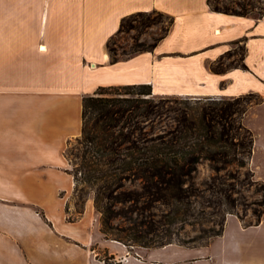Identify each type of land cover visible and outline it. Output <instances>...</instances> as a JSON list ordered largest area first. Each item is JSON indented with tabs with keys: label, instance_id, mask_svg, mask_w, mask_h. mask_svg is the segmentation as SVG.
Returning <instances> with one entry per match:
<instances>
[{
	"label": "crops",
	"instance_id": "0c3cea01",
	"mask_svg": "<svg viewBox=\"0 0 264 264\" xmlns=\"http://www.w3.org/2000/svg\"><path fill=\"white\" fill-rule=\"evenodd\" d=\"M152 9L173 17L164 37L111 62L107 41L121 19ZM240 39L247 68L214 72L211 63ZM129 83L197 98L260 95L243 123L254 134L250 167L264 181V14L214 11L207 0H0V264H264V212L249 226L238 221L249 240L214 245L227 221L237 224L229 213L207 245L136 254L101 236L88 204L68 218L67 146L81 133L82 99ZM98 248L122 260L106 263Z\"/></svg>",
	"mask_w": 264,
	"mask_h": 264
},
{
	"label": "trees",
	"instance_id": "16d2710c",
	"mask_svg": "<svg viewBox=\"0 0 264 264\" xmlns=\"http://www.w3.org/2000/svg\"><path fill=\"white\" fill-rule=\"evenodd\" d=\"M261 1L262 5H259V0H232L236 6L228 3L221 6L213 0H207V3L214 11L236 15H247L252 13L254 9H258L257 17H261L264 14V0ZM152 14L156 16L166 15L169 18V25L153 42L147 45L135 41L130 51L123 52L125 57L135 52L152 50L169 30L173 17L160 10L152 9L133 12L121 19L116 34L129 29L146 28L154 24ZM114 36H111L107 41L111 62L119 59L109 44ZM234 43L242 44L239 59L225 66L223 59L232 54L231 50H227L211 63V69L214 72H223L231 67L247 68L244 62L246 53L244 39L234 41ZM151 94L152 85L150 83H129L99 86L93 93L83 97L82 128L78 142L86 147L83 155H80L82 164L79 163L78 166L81 165L84 169L85 182L99 183L100 186L103 184L102 193H107L110 184L115 180H120L122 174L126 170H131L132 164H135L133 173L138 175V178L145 180L147 196L151 200L164 203L175 202L186 207L189 204L186 201L189 195L186 193L200 196L194 186L193 175L201 158L209 159L216 171L234 163L237 165V172L232 173L234 174L232 178L237 180L239 185L250 186L255 184L262 188V197L257 201L259 207L254 210L255 220L243 224L251 225L259 222L264 212V181L255 178L249 164L253 152L254 134L243 123V116L248 107L253 103L260 102L262 97L257 93L249 92L232 98L206 97L203 102L201 101L203 97L198 98L196 100L199 104L195 109L180 110V114L177 116L178 126L171 132L174 133L173 138L164 140L165 136L160 135L158 142L144 146L139 156H135L134 151L138 145H134L135 141L131 140L130 136L131 132L138 128L136 127L138 122L136 117L146 118L153 112H162L159 111L160 109H156L153 103H150L153 101L150 97ZM250 96H256L257 99H248ZM126 142H130V144L126 145ZM122 145H126V156L130 155V160H127L126 157L121 158L117 154ZM139 150L138 148V152ZM67 157L70 160L68 154ZM118 157L123 161L122 164H125L123 169L120 168L121 171L110 173L101 167L105 164H113ZM242 168H245L244 177H240ZM70 171L76 186L75 179H77V173L81 169H71ZM216 179L218 178H213L207 189L211 192L220 193V196L215 202L212 199H207L208 202L228 205L230 208L227 209L226 213L237 214L234 211L236 202L230 194L235 189L236 183L225 179L219 181ZM178 210L179 208H177ZM240 220L242 221L241 217ZM213 223L216 224V227L211 232L204 229L205 235H201L203 239L206 237L210 239L223 233L226 214L224 213L220 219L213 221ZM171 242L173 241H161L159 246ZM207 242H199L198 245H205ZM110 256L114 257L113 255Z\"/></svg>",
	"mask_w": 264,
	"mask_h": 264
},
{
	"label": "rangeland",
	"instance_id": "374dc122",
	"mask_svg": "<svg viewBox=\"0 0 264 264\" xmlns=\"http://www.w3.org/2000/svg\"><path fill=\"white\" fill-rule=\"evenodd\" d=\"M219 5L228 3L232 6H236L232 0H213ZM252 1V0H251ZM257 1V0H254ZM259 5H262V1L259 0ZM258 9H254L252 14L257 15ZM154 24L146 28L129 29L118 32L110 40L109 44L114 49L118 58H126L123 52L130 51L135 41L149 44L154 41L169 25V18L164 16H156L152 14ZM135 23V21H133ZM241 43H236L231 47V56L223 59L224 65H229L235 60L239 59L241 51ZM137 97V96H136ZM141 97V96H139ZM150 97L155 105L156 109H160L161 113L153 112L148 117L140 118L136 117L138 121L136 123V130L131 132L130 139L134 140V145H138V148L134 151V155H138L144 146L158 142V137L164 135V140L173 138L171 133L178 126L177 116L182 109H195L199 102L197 97L181 94H152ZM220 98V97H217ZM232 98V97H226ZM202 102L206 100V97L201 98ZM248 99L256 100V96H250ZM247 111V110H246ZM244 117V116H243ZM245 123V122H244ZM246 125V124H245ZM126 130V129H125ZM80 134L73 138L67 146V154L70 158L71 169H81L77 173V179L75 184L73 183L70 200L68 205L71 206L68 218L76 217L77 212L83 213L86 205L92 210L94 224L97 225L98 231L105 239H111L124 243L131 254H136V250L143 248H157L167 244L159 246L161 241H173L172 244H178L182 246L192 247L199 242L207 245L211 239L202 238L201 235H205L204 229L211 232L216 224L213 221L220 219L227 209L228 205L223 203H209L207 199L212 201L218 200L220 193L211 192L207 189L209 184L212 183L213 178L216 180L225 179L227 181H234L235 189L230 192L236 204L234 211L237 214V224L234 220L227 221L228 233L225 234V238H218L216 243L225 244L224 240L228 242L230 239H242L249 240L250 231H241L240 229V217L241 223L248 224L255 220L254 210L259 207L257 201L262 197V188L260 185L241 186L237 180L232 178L237 172V165L234 163L229 164L226 168L220 171H216L212 167V163L207 158H201L197 164V170L193 175V183L197 188L200 196H195L191 193H186L189 202L188 205L180 203L170 202L164 203L158 200H151L147 196L146 182L145 180L138 178L133 172L132 164L131 170H126L122 174L120 180L113 181L107 193H102L104 187L98 183H89L84 180V169L78 164H82L80 155H83L86 146L78 142ZM183 141V140H180ZM131 142V141H130ZM130 142H126L130 144ZM133 143V142H132ZM126 145H122L117 153L121 158L126 157L130 160L131 156L127 155ZM117 155V156H118ZM118 157L113 164H105L101 166L103 169H107L110 173H116L121 171L125 164H122V160ZM121 163V164H120ZM220 163V164H219ZM218 164L221 165V162ZM121 168V169H120ZM245 169V168H244ZM242 168L240 177H244L245 173ZM256 178V177H255ZM262 181V180H261ZM74 182V179H73ZM189 184V182H187ZM203 195V196H202ZM209 203V204H208ZM179 208V212L177 211ZM239 218V219H238ZM96 219V220H95ZM243 224V225H244ZM249 226V225H244ZM106 230V232H104ZM216 237V236H215ZM221 239L222 242H221ZM168 243V244H171ZM184 243L186 245L180 244ZM202 246V245H198ZM244 248V247H243ZM245 254L248 256V246L245 247ZM98 255L106 263H116L117 259L112 258L109 254L104 252L102 248H98ZM214 251V250H213Z\"/></svg>",
	"mask_w": 264,
	"mask_h": 264
},
{
	"label": "built area",
	"instance_id": "2783aa9c",
	"mask_svg": "<svg viewBox=\"0 0 264 264\" xmlns=\"http://www.w3.org/2000/svg\"><path fill=\"white\" fill-rule=\"evenodd\" d=\"M114 259H117V258H114ZM120 260H122V258L117 259L118 262H119Z\"/></svg>",
	"mask_w": 264,
	"mask_h": 264
}]
</instances>
